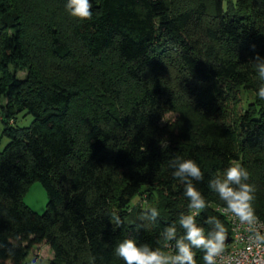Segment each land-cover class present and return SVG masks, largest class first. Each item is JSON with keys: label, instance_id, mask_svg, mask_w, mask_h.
Returning a JSON list of instances; mask_svg holds the SVG:
<instances>
[{"label": "trees", "instance_id": "16d2710c", "mask_svg": "<svg viewBox=\"0 0 264 264\" xmlns=\"http://www.w3.org/2000/svg\"><path fill=\"white\" fill-rule=\"evenodd\" d=\"M90 2L93 14L78 20L66 0H0L1 119L10 139L0 150V264H29L44 242L51 264H123L113 248L125 238L166 253L163 228L188 211L170 167L176 158L204 173L196 187L209 206L198 223L216 216L231 234L208 182L237 163L264 221V100L251 62L264 57V0ZM175 71L219 84L222 105L184 98ZM238 89L253 100L229 121L225 95ZM21 110L34 116L28 127L12 125ZM171 111L175 120L162 121ZM34 181L49 196L43 213L23 199ZM152 207L158 222L138 229Z\"/></svg>", "mask_w": 264, "mask_h": 264}, {"label": "clouds", "instance_id": "9594fccd", "mask_svg": "<svg viewBox=\"0 0 264 264\" xmlns=\"http://www.w3.org/2000/svg\"><path fill=\"white\" fill-rule=\"evenodd\" d=\"M65 9L70 16L85 20L93 14L90 0H66ZM259 82L257 98L264 100V57L256 54L251 61ZM162 121H165L162 118ZM172 175L183 185V194L188 201L186 213H181L176 223L166 226L161 232L162 239L171 246V253L154 248L148 243H139L134 238H125L113 248L123 264H199L197 253H202V264H218L225 252L227 229L216 216H206L203 224L197 217L204 213L209 204L196 187L204 179L200 165L191 159L176 158L171 161ZM250 181L248 170L240 164H230L221 174L211 178L208 188L216 194L238 226H245L249 233V252L264 249V223L256 214L253 206L255 187ZM160 213L150 208L142 217L137 228L147 223H157ZM116 225L120 218L114 217ZM178 228L181 230L178 234ZM264 260V257L261 258Z\"/></svg>", "mask_w": 264, "mask_h": 264}, {"label": "rangeland", "instance_id": "374dc122", "mask_svg": "<svg viewBox=\"0 0 264 264\" xmlns=\"http://www.w3.org/2000/svg\"><path fill=\"white\" fill-rule=\"evenodd\" d=\"M228 1L229 0H225L224 2L225 7L227 6ZM231 1L237 2V0H231ZM63 14L64 11H59L58 16L57 17L54 16V18L57 19L59 16ZM26 74L27 71L19 72V75L21 77L26 76ZM175 75L179 78L180 85L186 84L185 89L182 88V95L184 98L188 97V95L191 93L192 95L196 94L198 97H202L205 101H212L216 104L220 103L221 101L219 96L220 86L216 82H207V83L195 82L194 80H191L187 76H185L184 73L179 71L178 72L175 71ZM225 96L228 98L226 101H224V104L227 105V109L230 112V115L228 117L229 121H232L234 119L233 117L234 112L235 114L240 113L243 110V108L253 100V95L245 89L244 90L238 89L231 95L227 93ZM233 97H235V99L238 100V102H235ZM5 104H6V99L4 96H1L0 97V135H3V140L0 145V150H3L10 141L9 137L3 134L6 124L1 119V116L3 115V106ZM219 105H222V103H220ZM219 105H214V106H219ZM14 117H15V123L12 124L14 127H28L34 121V116L27 113L26 110L18 111ZM175 118H176L175 112L172 111L168 112L165 116L164 122L173 121L175 120ZM23 199L24 202L32 210L38 213H43L47 208L49 196L43 184L40 181H34L30 185H28L24 193ZM138 200H139L138 198H135L133 202L135 203ZM149 206H153V204H149L148 207ZM53 258H54V253L50 245L44 242L41 245L34 247V249L31 251L28 257V262L29 264H51Z\"/></svg>", "mask_w": 264, "mask_h": 264}, {"label": "built area", "instance_id": "2783aa9c", "mask_svg": "<svg viewBox=\"0 0 264 264\" xmlns=\"http://www.w3.org/2000/svg\"><path fill=\"white\" fill-rule=\"evenodd\" d=\"M216 208L225 215L231 228V239L225 244V252L219 259L218 264H264V260L261 259L264 257V249L259 251L253 249L251 253L249 252V233L246 227L238 226V222L225 211L224 206H217ZM259 219L264 223L260 217ZM171 251L172 248L169 245L166 254L171 253Z\"/></svg>", "mask_w": 264, "mask_h": 264}, {"label": "water", "instance_id": "95a60500", "mask_svg": "<svg viewBox=\"0 0 264 264\" xmlns=\"http://www.w3.org/2000/svg\"><path fill=\"white\" fill-rule=\"evenodd\" d=\"M230 239H231V236L229 235V236L227 237V239H226L225 244H227V243L230 241Z\"/></svg>", "mask_w": 264, "mask_h": 264}]
</instances>
